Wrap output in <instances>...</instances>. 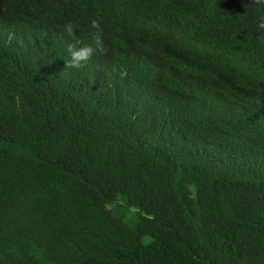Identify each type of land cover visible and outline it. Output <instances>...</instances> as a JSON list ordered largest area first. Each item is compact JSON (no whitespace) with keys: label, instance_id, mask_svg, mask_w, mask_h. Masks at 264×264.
<instances>
[{"label":"trees","instance_id":"trees-1","mask_svg":"<svg viewBox=\"0 0 264 264\" xmlns=\"http://www.w3.org/2000/svg\"><path fill=\"white\" fill-rule=\"evenodd\" d=\"M262 15L0 0V264H264Z\"/></svg>","mask_w":264,"mask_h":264},{"label":"clouds","instance_id":"clouds-1","mask_svg":"<svg viewBox=\"0 0 264 264\" xmlns=\"http://www.w3.org/2000/svg\"><path fill=\"white\" fill-rule=\"evenodd\" d=\"M251 2L257 4V5H264V0H251ZM91 26L96 29V37L94 40V44L96 47L94 48L92 44L88 45H81V42L79 40H76L74 44H71L68 46V52L70 53V59L65 61V67L66 68H80L83 67L84 64L91 59L95 51L103 45V40L101 38V29L99 22L97 20H92ZM2 25L0 24V29ZM257 27L260 31L258 35V39L264 41V15H262L257 20ZM65 32L69 35H73V27L71 22H69L67 25H65ZM79 45V46H78ZM115 70V69H114ZM120 75L123 77L125 75L124 71L120 72Z\"/></svg>","mask_w":264,"mask_h":264},{"label":"rangeland","instance_id":"rangeland-1","mask_svg":"<svg viewBox=\"0 0 264 264\" xmlns=\"http://www.w3.org/2000/svg\"><path fill=\"white\" fill-rule=\"evenodd\" d=\"M138 214L134 211H129L128 213H124L123 220L124 222L133 227L138 219ZM151 241V238L145 237L144 238V243H149Z\"/></svg>","mask_w":264,"mask_h":264}]
</instances>
